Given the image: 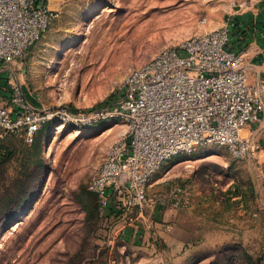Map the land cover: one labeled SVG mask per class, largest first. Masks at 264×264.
Instances as JSON below:
<instances>
[{
	"label": "rangeland",
	"instance_id": "374dc122",
	"mask_svg": "<svg viewBox=\"0 0 264 264\" xmlns=\"http://www.w3.org/2000/svg\"><path fill=\"white\" fill-rule=\"evenodd\" d=\"M232 2L48 0L56 16L28 54L24 87L48 108L99 109L162 50L225 24ZM125 129L110 121L84 130L56 123L32 145L19 136L0 143L2 157L12 156L0 164V264H146L143 248L113 242L114 222L89 190ZM38 178L25 211L7 220L14 207L6 202L21 181L31 186ZM175 184L190 194L177 217L191 235L173 251L159 244L165 254L155 264H264V152L259 163L235 160L220 146L200 147L165 162L148 194H168Z\"/></svg>",
	"mask_w": 264,
	"mask_h": 264
},
{
	"label": "built area",
	"instance_id": "2783aa9c",
	"mask_svg": "<svg viewBox=\"0 0 264 264\" xmlns=\"http://www.w3.org/2000/svg\"><path fill=\"white\" fill-rule=\"evenodd\" d=\"M47 1L0 0V143L19 136L32 145L56 123L83 130L124 124L125 133L108 147L89 182L114 222L113 242H123L128 227L141 231L140 221L153 225L157 207L189 206L190 194L179 184L149 196L165 162L216 145L235 160L260 163L264 146L254 126L264 116V81L250 82L243 54L231 47L232 19L162 50L126 76L114 100L84 112L34 105L26 95L23 66L56 16Z\"/></svg>",
	"mask_w": 264,
	"mask_h": 264
},
{
	"label": "crops",
	"instance_id": "0c3cea01",
	"mask_svg": "<svg viewBox=\"0 0 264 264\" xmlns=\"http://www.w3.org/2000/svg\"><path fill=\"white\" fill-rule=\"evenodd\" d=\"M225 18L226 20L232 19L236 23L231 34V47L243 54L245 62L250 67V82L264 81V0H233L230 4L229 14ZM223 25L221 24L219 27ZM1 83L4 84V82ZM24 89L29 101L39 106L38 102L27 93L25 87ZM254 128L257 133H261L257 140L264 144L262 136L264 134V116L262 122L255 124ZM152 215L154 217L153 225L150 226L147 221H140L141 231L136 233L132 227H128L122 236V243L125 246L135 248L134 250L143 248L147 255H141L139 259L141 263L143 261L146 264H155L162 260L165 251H161L159 244L164 243L166 250L169 248L170 251H173L174 248L181 247V244H188L187 237L191 235L185 225L180 226V220L177 217L178 210L157 207ZM180 235L183 239L179 238ZM183 256L182 254L180 258L183 259Z\"/></svg>",
	"mask_w": 264,
	"mask_h": 264
},
{
	"label": "trees",
	"instance_id": "16d2710c",
	"mask_svg": "<svg viewBox=\"0 0 264 264\" xmlns=\"http://www.w3.org/2000/svg\"><path fill=\"white\" fill-rule=\"evenodd\" d=\"M74 110V109H73ZM0 164H5L8 161H10L11 159V154H7L6 156L2 157V154H0ZM43 166V160H39V163L37 165V167L41 168ZM38 168V169H39ZM36 169V170H38ZM31 174H26L27 177V181L29 180ZM40 179L38 178L37 181L34 183V185H26L25 182L21 181V185L19 186V188L17 189L16 192L13 193V195L11 196V198L8 199V201L6 202V208H12V206L14 207L13 209H10L12 213H10V217H7V220L9 219H13L16 218L17 216L21 215L26 207L29 204V201L36 189V186L39 184ZM27 183V182H26Z\"/></svg>",
	"mask_w": 264,
	"mask_h": 264
}]
</instances>
